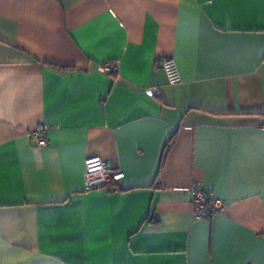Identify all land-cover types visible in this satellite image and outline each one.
I'll return each instance as SVG.
<instances>
[{
	"label": "crops",
	"instance_id": "1",
	"mask_svg": "<svg viewBox=\"0 0 264 264\" xmlns=\"http://www.w3.org/2000/svg\"><path fill=\"white\" fill-rule=\"evenodd\" d=\"M0 264H264V0H0Z\"/></svg>",
	"mask_w": 264,
	"mask_h": 264
},
{
	"label": "built area",
	"instance_id": "2",
	"mask_svg": "<svg viewBox=\"0 0 264 264\" xmlns=\"http://www.w3.org/2000/svg\"><path fill=\"white\" fill-rule=\"evenodd\" d=\"M118 61H107L100 65L99 69L103 72H114L117 70ZM161 67L165 72L167 83L176 84L180 81V73L175 60L171 57L161 61ZM149 96L162 97L157 87L145 89ZM49 125L38 123L29 130L28 135L35 147L47 145V133ZM123 177V171L111 164L108 160L99 156L88 157L84 161L83 191L107 190L117 191L118 181ZM191 194V204L193 207L194 219H208L224 208V202L207 186L193 183L189 187Z\"/></svg>",
	"mask_w": 264,
	"mask_h": 264
},
{
	"label": "trees",
	"instance_id": "3",
	"mask_svg": "<svg viewBox=\"0 0 264 264\" xmlns=\"http://www.w3.org/2000/svg\"><path fill=\"white\" fill-rule=\"evenodd\" d=\"M114 73V72H113Z\"/></svg>",
	"mask_w": 264,
	"mask_h": 264
}]
</instances>
